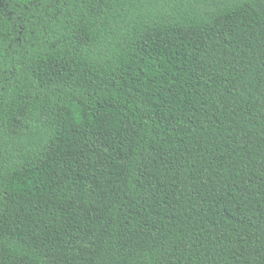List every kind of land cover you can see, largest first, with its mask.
I'll use <instances>...</instances> for the list:
<instances>
[{"label":"trees","instance_id":"16d2710c","mask_svg":"<svg viewBox=\"0 0 264 264\" xmlns=\"http://www.w3.org/2000/svg\"><path fill=\"white\" fill-rule=\"evenodd\" d=\"M0 264H264V0H0Z\"/></svg>","mask_w":264,"mask_h":264}]
</instances>
